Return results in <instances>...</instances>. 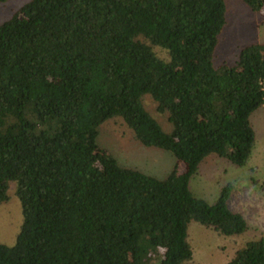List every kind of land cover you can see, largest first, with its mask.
I'll return each instance as SVG.
<instances>
[{"label":"trees","instance_id":"1","mask_svg":"<svg viewBox=\"0 0 264 264\" xmlns=\"http://www.w3.org/2000/svg\"><path fill=\"white\" fill-rule=\"evenodd\" d=\"M241 1L264 13V0ZM226 25L224 0H29L0 23V205L14 184L23 216L0 264H197L192 222L225 237L247 231L229 206L232 184L212 205L190 189L208 157L243 167L256 142L264 43L216 66ZM114 119L172 154L164 179L99 150ZM227 264H264V239Z\"/></svg>","mask_w":264,"mask_h":264},{"label":"rangeland","instance_id":"2","mask_svg":"<svg viewBox=\"0 0 264 264\" xmlns=\"http://www.w3.org/2000/svg\"><path fill=\"white\" fill-rule=\"evenodd\" d=\"M29 0H8L0 3V23L8 21ZM227 25L220 37L215 64H234L239 50L254 43H264V13L251 11L241 0H224ZM160 57L165 53L156 49ZM149 95L143 98L146 109L165 132L171 126L156 112ZM149 113V114H150ZM150 114V115H151ZM166 121V123H165ZM256 142L252 155L243 167H236L216 156L208 157L190 181L192 193L212 205L223 189L232 184L230 209L242 213L248 221L247 231L240 236L225 237L192 222L188 228V242L197 264H227L237 251L249 241L264 239V105L250 119ZM98 148L112 155L127 169L164 179L176 163L169 152L147 148L133 139L131 130L121 119L106 122L100 127ZM11 184L9 200L0 205V243L14 246L23 223L22 208Z\"/></svg>","mask_w":264,"mask_h":264}]
</instances>
